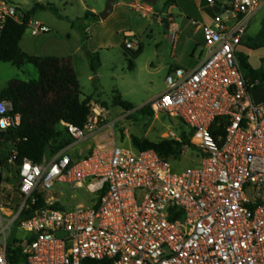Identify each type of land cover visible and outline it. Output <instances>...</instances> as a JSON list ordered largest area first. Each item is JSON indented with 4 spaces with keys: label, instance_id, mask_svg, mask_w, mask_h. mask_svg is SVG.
<instances>
[{
    "label": "built area",
    "instance_id": "obj_1",
    "mask_svg": "<svg viewBox=\"0 0 264 264\" xmlns=\"http://www.w3.org/2000/svg\"><path fill=\"white\" fill-rule=\"evenodd\" d=\"M258 5L222 0L202 28L208 56L197 69L176 67L167 90L150 103L153 114L194 131L182 154L194 147L199 165L177 172L156 151L117 142L80 154L77 146L96 130L101 112H91L84 129L62 123L75 142L51 161L18 166L16 151L8 159L18 169L23 202L16 212L0 204V264H264V103H255L251 90L261 83L245 78L238 59ZM11 21L26 24L33 37L51 32L0 0V39ZM132 37L127 50L137 48ZM12 112L13 104L1 100V132L21 124ZM219 118L224 134L215 137ZM169 139L182 143L181 134ZM55 190L60 197L47 198ZM39 193L46 207L25 217ZM15 226L28 237L11 242Z\"/></svg>",
    "mask_w": 264,
    "mask_h": 264
},
{
    "label": "rangeland",
    "instance_id": "obj_2",
    "mask_svg": "<svg viewBox=\"0 0 264 264\" xmlns=\"http://www.w3.org/2000/svg\"><path fill=\"white\" fill-rule=\"evenodd\" d=\"M10 1L23 12L36 8L38 4L44 5V9H37L35 12V17L38 19L43 14H55L57 17H68L70 20L76 21L75 31L71 34L68 45L63 44L60 47L56 42H47L42 35L32 38L29 31H27L22 42L24 47L25 45L30 46V51H33L39 57L67 55L68 53L74 55L78 61L81 90L85 97L91 96L93 98L91 112L94 116L96 112L102 114L96 127V137L99 141L117 142L120 147L136 150L132 144L133 137L159 142L169 139L172 132L177 135L187 133L189 136H193L194 131L187 128L179 119L170 117L165 113L157 115H150L149 113V110H151L150 103L167 90L165 82L167 69L172 64L173 44L166 38L170 33L166 26L158 21V17L168 19L167 3L170 0H157V4L152 5L156 11V16L144 17L143 12L132 13L136 14L134 16L138 18V23L136 24V30H133L136 36L128 40L137 46L135 50L126 49L125 40L127 38L123 36L122 45L125 47L99 48L98 46L102 43V31L89 30L86 26L82 27L81 24L86 21L88 12L84 9V4L89 7L96 3L95 5L101 9L99 10L100 16L109 0ZM139 1L143 3V0ZM48 2H51V6H47ZM88 19L91 20L92 17L89 16ZM79 25L81 28L78 27ZM58 30L65 29L59 28ZM89 36L93 37L90 42L88 41ZM119 38L121 39L119 36L117 41ZM113 40L116 42L115 37ZM140 46L143 47L142 53L134 58L133 52L137 51ZM97 47L99 49L94 53L99 54V62L97 63L100 64L94 72L87 52L92 53L93 48ZM247 53L248 50L243 49L245 56ZM131 62H134V68H130ZM250 62L253 67L257 68L259 66L260 60L257 54L255 56L251 55ZM37 79H39V73L33 64L18 68L10 63L0 62V91L6 89L12 80L32 81ZM119 95L124 101L131 103L134 109L126 111L117 106L115 99ZM69 154L73 156V151L70 150ZM197 154L198 151L191 147L177 159H172L174 170L181 172L199 165L200 160L196 157ZM7 156H10V154H6L5 150L2 149L0 158L5 162V166L2 171L3 181L0 185V204L9 211L16 212L22 205L23 200L18 193L19 180L15 179V167H9L6 161ZM45 195H47V198L50 196L60 197L57 190ZM27 237L28 235L23 230L15 226L10 241Z\"/></svg>",
    "mask_w": 264,
    "mask_h": 264
},
{
    "label": "trees",
    "instance_id": "obj_3",
    "mask_svg": "<svg viewBox=\"0 0 264 264\" xmlns=\"http://www.w3.org/2000/svg\"><path fill=\"white\" fill-rule=\"evenodd\" d=\"M129 1V0H128ZM177 0H170L167 5ZM30 17V13H27ZM94 16L88 13L86 18ZM27 33V25L9 22L0 39V62L10 63L21 68L33 64L38 72L39 79L32 81L12 80L8 87L0 91V101L7 100L13 104L12 114H21L22 122L17 127L9 128L6 133L11 137L6 138V133L0 131V142L5 140L11 143L16 151V164L19 166L25 159L42 164L54 157L62 150L72 145L75 140L69 133L67 126L73 125L84 129L91 115V96L85 97L78 75L71 58L56 56L39 57L29 55L21 48V42ZM125 47L124 45H122ZM143 47L133 52L137 58L142 53ZM91 61V68L95 72L99 67V54L87 52ZM241 69L245 78L251 81H260L264 86V69H254L248 62V57L238 53ZM130 68H134L131 62ZM115 104L126 111H131L134 106L117 96ZM153 115L152 110H149ZM222 123L221 126H218ZM62 127V128H61ZM225 120L219 118L212 127L213 135H223ZM182 143L165 139L153 142L147 139L132 138V144L138 150H154L167 160L177 159L182 154L184 145L189 143L191 136L181 133ZM5 162L0 158V185L3 181L2 170ZM15 179L19 180L18 169L15 168ZM9 181V180H7ZM38 202L28 211L25 217L46 207L45 195L37 194ZM16 264L15 262H13Z\"/></svg>",
    "mask_w": 264,
    "mask_h": 264
},
{
    "label": "crops",
    "instance_id": "obj_4",
    "mask_svg": "<svg viewBox=\"0 0 264 264\" xmlns=\"http://www.w3.org/2000/svg\"><path fill=\"white\" fill-rule=\"evenodd\" d=\"M258 2V7L250 16L249 28L239 49V53H243V49L248 50L246 56L248 57V62L251 66V55L253 54L255 56V54H257L260 64L257 68L252 66L257 70L264 69V0H258ZM50 4L51 2H48L47 6H51ZM95 4L90 5L89 7H86L84 4V9L88 10L87 14L92 13L95 17L91 16V20L87 18L86 21H84L81 25L82 27H88L89 30L102 31V43L98 47L103 49H114L121 47L122 36L126 37L128 34L133 35L134 37L136 36V33L133 30H136L138 18L134 16L136 14L132 13L143 12L142 14L144 17H149V15L156 16V11L152 4H148L144 2V0L143 3H141L139 0H117L114 4V10L112 14L106 20H102L99 16V10L101 9H99V7H97ZM44 7V5L38 4L36 8L29 10L26 13H30V18L43 22L51 29L50 33L42 35L46 38L47 42H56L60 47L63 44L68 45V42L71 39V34L75 31L76 21L70 20L68 17H57L55 14H43L40 16V19L36 18V10L44 9ZM141 8H143V10H141ZM215 8L216 7L210 6L207 0H177V2L168 6V19L158 17V21L161 24H164L165 26L167 25L166 29L169 30V33L171 30L176 31L175 41L171 40L170 34L169 36H166L168 41L172 42L173 44L171 56L172 64L171 67L167 69V75L170 74L176 67L185 68L187 70L197 69L208 56L209 50L205 47L203 42L202 28L205 25L213 23L216 14ZM176 10L179 12H176ZM58 27L60 29L64 28L65 30H58ZM78 27L81 28L80 25ZM116 35L117 37L120 36L121 39L119 38L117 41ZM31 37L36 38L39 36ZM114 37L116 38V42L113 40ZM91 40H93V37L89 36L88 41L90 42ZM98 47L93 48L92 53L96 52L97 49H99ZM21 48L29 55L32 54L37 56L36 53L30 51V46L25 45L24 47L23 42H21ZM56 57H71L79 78L77 65L78 61L74 55L71 53L69 55L68 53L67 55H59ZM96 134L97 130L89 134L82 142H80L77 146V152L80 154H87L96 146L111 145L114 143L108 142L106 140L99 141L98 137H96ZM2 149L5 150L6 154L10 155L14 151L13 145L11 143L5 142V140L0 142V152ZM9 157L10 156L6 157L7 163ZM50 159L51 158H49V160ZM9 167L13 166L9 165Z\"/></svg>",
    "mask_w": 264,
    "mask_h": 264
},
{
    "label": "water",
    "instance_id": "obj_5",
    "mask_svg": "<svg viewBox=\"0 0 264 264\" xmlns=\"http://www.w3.org/2000/svg\"><path fill=\"white\" fill-rule=\"evenodd\" d=\"M116 1L117 0H109V2L106 5L105 10L100 14V18L102 20H106L112 14V12L114 10V4ZM144 2H146L148 4H152V5L157 4V0H144ZM217 2H218V6H216V8H215V12L220 13V11H221L220 4H221L222 0H217ZM251 94H252V97H253L256 104L264 103V86L252 89ZM5 137L10 138L11 136L8 133H6Z\"/></svg>",
    "mask_w": 264,
    "mask_h": 264
}]
</instances>
